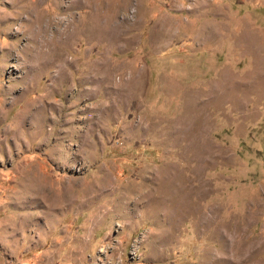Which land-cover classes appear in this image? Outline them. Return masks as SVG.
I'll use <instances>...</instances> for the list:
<instances>
[{
    "label": "rangeland",
    "instance_id": "374dc122",
    "mask_svg": "<svg viewBox=\"0 0 264 264\" xmlns=\"http://www.w3.org/2000/svg\"><path fill=\"white\" fill-rule=\"evenodd\" d=\"M0 264H264V0H0Z\"/></svg>",
    "mask_w": 264,
    "mask_h": 264
}]
</instances>
